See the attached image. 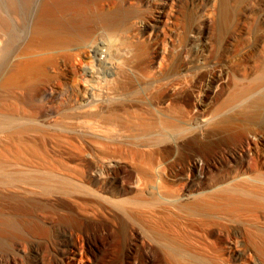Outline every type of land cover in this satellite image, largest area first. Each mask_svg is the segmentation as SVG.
<instances>
[{"label": "bare ground", "instance_id": "obj_1", "mask_svg": "<svg viewBox=\"0 0 264 264\" xmlns=\"http://www.w3.org/2000/svg\"><path fill=\"white\" fill-rule=\"evenodd\" d=\"M108 1L0 0V264H264V0Z\"/></svg>", "mask_w": 264, "mask_h": 264}, {"label": "rangeland", "instance_id": "obj_2", "mask_svg": "<svg viewBox=\"0 0 264 264\" xmlns=\"http://www.w3.org/2000/svg\"><path fill=\"white\" fill-rule=\"evenodd\" d=\"M107 1H108V0H107ZM114 1H115V2L117 1V3H120V5H122V4L124 3V2H122L121 0H120L121 2L118 1V0H114ZM108 2H109V1H108ZM108 2H107V4L109 5L110 3H108ZM104 3H106L105 0H104V2H103V0H102V4H104ZM121 3H122V4H121ZM104 5H106V4H104ZM28 17L30 18L29 15H28ZM29 18L26 19L27 22L29 21ZM73 19H74V18H72V21H73ZM74 21H75V19H74ZM74 21H73V22H74ZM27 22H26V26H28V25H27ZM72 25H73V24H72ZM71 27H72V28L74 27V29H78V27L75 28V26H71ZM26 28H27V27H26ZM74 29H71V28H70L71 31H73ZM26 30H28V29H26ZM97 31H100V29L98 28ZM97 38H98V41H99V39H101V38H100V35H98ZM20 89H21V88H20ZM20 89L18 90L17 95H18V94H19L20 96H21L22 94L24 95V94L26 93L25 89H24V88H22L21 90H20ZM19 91H20L21 93H19ZM19 95H18V97H20ZM23 95H22V96H23ZM22 96H21V97H22ZM24 96H25V95H24ZM21 99H23V97L20 98V100H21Z\"/></svg>", "mask_w": 264, "mask_h": 264}]
</instances>
